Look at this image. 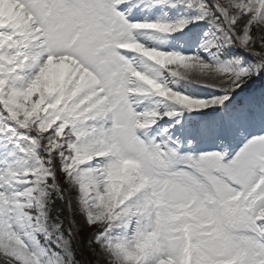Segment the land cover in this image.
<instances>
[{
	"label": "snow or ice",
	"instance_id": "6c2138e0",
	"mask_svg": "<svg viewBox=\"0 0 264 264\" xmlns=\"http://www.w3.org/2000/svg\"><path fill=\"white\" fill-rule=\"evenodd\" d=\"M0 264H264V0H0Z\"/></svg>",
	"mask_w": 264,
	"mask_h": 264
}]
</instances>
